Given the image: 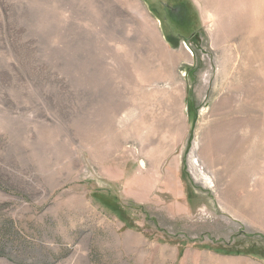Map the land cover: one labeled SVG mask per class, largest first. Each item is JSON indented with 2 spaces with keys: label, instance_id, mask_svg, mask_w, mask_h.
Wrapping results in <instances>:
<instances>
[{
  "label": "rangeland",
  "instance_id": "374dc122",
  "mask_svg": "<svg viewBox=\"0 0 264 264\" xmlns=\"http://www.w3.org/2000/svg\"><path fill=\"white\" fill-rule=\"evenodd\" d=\"M241 11L0 0V264H136L131 233L264 264V0Z\"/></svg>",
  "mask_w": 264,
  "mask_h": 264
},
{
  "label": "crops",
  "instance_id": "0c3cea01",
  "mask_svg": "<svg viewBox=\"0 0 264 264\" xmlns=\"http://www.w3.org/2000/svg\"><path fill=\"white\" fill-rule=\"evenodd\" d=\"M126 238L130 242L127 243V250L130 247L135 249L136 244V264H141L142 261L143 264H153L155 259H157L156 264H167L165 263L167 260L166 255H168L171 261L170 264L172 262L176 264L177 259H179L178 264H254L252 256L248 257L244 254H224L211 247L193 248L191 246H185L183 247L182 254L178 257L179 247L177 245H153V243L149 244L150 256L147 260V253L144 246H146L148 240L140 235H133L132 233L131 235H126ZM154 250L157 253L155 259L152 253ZM82 264H89V260L86 259V261H83L82 259Z\"/></svg>",
  "mask_w": 264,
  "mask_h": 264
},
{
  "label": "bare ground",
  "instance_id": "6f19581e",
  "mask_svg": "<svg viewBox=\"0 0 264 264\" xmlns=\"http://www.w3.org/2000/svg\"><path fill=\"white\" fill-rule=\"evenodd\" d=\"M216 2L218 3L219 10H222L223 12H226V10H228V13L230 14L228 21H230L231 22L230 24L233 25V26L231 25L230 29L231 28L232 29H239L240 20L243 16V12L241 11V0H216ZM228 21H227V18L225 20L221 21L220 27H223V29L226 28L224 26L229 24ZM224 37L225 36H223V38ZM234 38H235V36H234Z\"/></svg>",
  "mask_w": 264,
  "mask_h": 264
},
{
  "label": "flooded vegetation",
  "instance_id": "af4514ba",
  "mask_svg": "<svg viewBox=\"0 0 264 264\" xmlns=\"http://www.w3.org/2000/svg\"><path fill=\"white\" fill-rule=\"evenodd\" d=\"M170 12L178 23L185 25L189 22V15L185 5L175 3L170 7Z\"/></svg>",
  "mask_w": 264,
  "mask_h": 264
},
{
  "label": "trees",
  "instance_id": "16d2710c",
  "mask_svg": "<svg viewBox=\"0 0 264 264\" xmlns=\"http://www.w3.org/2000/svg\"><path fill=\"white\" fill-rule=\"evenodd\" d=\"M206 247H208V246H206ZM215 250H217V251H220V252H232L231 250H226V249H223L221 246H216L215 248H214Z\"/></svg>",
  "mask_w": 264,
  "mask_h": 264
}]
</instances>
